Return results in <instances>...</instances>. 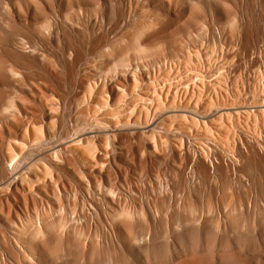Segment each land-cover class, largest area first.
I'll use <instances>...</instances> for the list:
<instances>
[{"label":"rangeland","instance_id":"1","mask_svg":"<svg viewBox=\"0 0 264 264\" xmlns=\"http://www.w3.org/2000/svg\"><path fill=\"white\" fill-rule=\"evenodd\" d=\"M0 264H264V0H0Z\"/></svg>","mask_w":264,"mask_h":264},{"label":"bare ground","instance_id":"2","mask_svg":"<svg viewBox=\"0 0 264 264\" xmlns=\"http://www.w3.org/2000/svg\"><path fill=\"white\" fill-rule=\"evenodd\" d=\"M79 140H82V138H80Z\"/></svg>","mask_w":264,"mask_h":264}]
</instances>
